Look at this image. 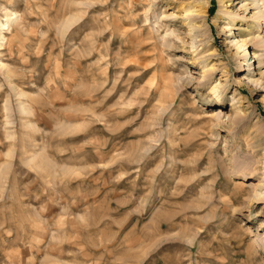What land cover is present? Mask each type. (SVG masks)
<instances>
[{
    "label": "rangeland",
    "instance_id": "obj_1",
    "mask_svg": "<svg viewBox=\"0 0 264 264\" xmlns=\"http://www.w3.org/2000/svg\"><path fill=\"white\" fill-rule=\"evenodd\" d=\"M260 2L0 0V264H264Z\"/></svg>",
    "mask_w": 264,
    "mask_h": 264
},
{
    "label": "bare ground",
    "instance_id": "obj_2",
    "mask_svg": "<svg viewBox=\"0 0 264 264\" xmlns=\"http://www.w3.org/2000/svg\"><path fill=\"white\" fill-rule=\"evenodd\" d=\"M261 0H253V2L255 3V4H257V5H259L258 3L260 2ZM261 3V2H260ZM264 6L262 3L260 4V6ZM262 17H264V14H263V12H260L259 13V15H258V18H262ZM244 46V45H243ZM264 168V167H263ZM240 171H241V169H240ZM258 195H256V197H257Z\"/></svg>",
    "mask_w": 264,
    "mask_h": 264
}]
</instances>
